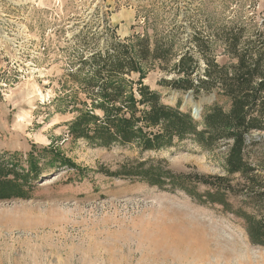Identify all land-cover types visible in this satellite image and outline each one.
<instances>
[{"label":"rangeland","instance_id":"rangeland-1","mask_svg":"<svg viewBox=\"0 0 264 264\" xmlns=\"http://www.w3.org/2000/svg\"><path fill=\"white\" fill-rule=\"evenodd\" d=\"M233 36L240 53L263 55L264 69V0H0V163L28 170L33 151L40 163L57 155L79 169L41 171L27 199L0 200V264H264V247L230 212L99 172L151 159L177 173L224 176V147L207 152L185 140L140 155L134 145L107 150L69 135L77 109L89 105L81 61L138 40L168 56L125 80L191 117L197 106L201 129L202 112L230 100L219 85L196 91L178 81L197 87L207 63L230 69ZM185 55L195 62L188 76L174 68Z\"/></svg>","mask_w":264,"mask_h":264},{"label":"trees","instance_id":"trees-1","mask_svg":"<svg viewBox=\"0 0 264 264\" xmlns=\"http://www.w3.org/2000/svg\"><path fill=\"white\" fill-rule=\"evenodd\" d=\"M238 43L237 36L229 39L227 52L236 59L230 69L207 63L205 79H199L197 87L187 79L178 81V84L186 83L183 88L196 91L219 85L230 100L227 109L214 106L202 112L201 129L190 113L163 104L160 96L140 80L131 83L124 78L138 73L143 63L165 60L167 49L161 45L150 49L146 40H138L93 54L81 61L79 70V73L86 71L80 85L89 105L77 109L69 135L107 150L134 145L140 155L169 149L185 140L195 142L207 152L224 147V176L177 173L165 169V161L151 159L118 165L112 173L103 167L99 172L111 178H132L160 190H181L198 204L221 207L240 221L251 244L264 247L263 55L240 53ZM194 64L185 55L174 68L188 76ZM97 111L102 115H96ZM254 132H259V140L251 136ZM42 159L40 163L41 159L30 152L28 170H18L17 160L12 165L0 163V200L27 199L25 188H32V181L38 180L41 171L63 167L79 172L66 158L54 155L48 161ZM40 166L48 170H41ZM194 187L205 190L199 194L191 190Z\"/></svg>","mask_w":264,"mask_h":264},{"label":"water","instance_id":"water-1","mask_svg":"<svg viewBox=\"0 0 264 264\" xmlns=\"http://www.w3.org/2000/svg\"><path fill=\"white\" fill-rule=\"evenodd\" d=\"M199 112H200V109L197 106H193V109H192V117H193V119H198L199 118Z\"/></svg>","mask_w":264,"mask_h":264},{"label":"bare ground","instance_id":"bare-ground-1","mask_svg":"<svg viewBox=\"0 0 264 264\" xmlns=\"http://www.w3.org/2000/svg\"><path fill=\"white\" fill-rule=\"evenodd\" d=\"M188 101H190V98L189 97H186ZM47 181V180H46Z\"/></svg>","mask_w":264,"mask_h":264}]
</instances>
